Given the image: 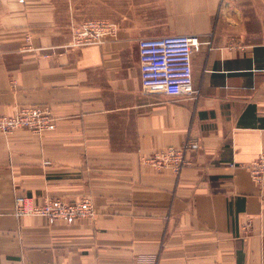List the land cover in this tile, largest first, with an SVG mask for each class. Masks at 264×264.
Here are the masks:
<instances>
[{
    "label": "crops",
    "instance_id": "0c3cea01",
    "mask_svg": "<svg viewBox=\"0 0 264 264\" xmlns=\"http://www.w3.org/2000/svg\"><path fill=\"white\" fill-rule=\"evenodd\" d=\"M160 5L66 48L72 0H0V116L38 105L56 119L0 132V264H264V185L246 169L264 155V0ZM168 35L199 38L193 96L141 91L138 40ZM190 138L201 147L178 174L143 162ZM15 195L89 198L95 217H16Z\"/></svg>",
    "mask_w": 264,
    "mask_h": 264
},
{
    "label": "built area",
    "instance_id": "2783aa9c",
    "mask_svg": "<svg viewBox=\"0 0 264 264\" xmlns=\"http://www.w3.org/2000/svg\"><path fill=\"white\" fill-rule=\"evenodd\" d=\"M119 27L108 21L88 19L72 32V39L66 48H78L87 45H102L110 38H116ZM29 38H26L28 41ZM200 43L197 36L168 35L148 37L138 40L139 80L144 94L160 92L167 96L189 95L197 93L192 78L193 47ZM50 48L25 47L23 50L43 51ZM48 56V54H46ZM56 119L47 106L31 105L19 108L15 114L0 116V132L10 134L17 129H27L41 135L55 128ZM201 147L197 139H187L181 146H168L143 162L157 170L170 169L178 174L190 162L187 154ZM48 164V162H45ZM246 169L250 178L259 187L264 185V155L260 154L250 162ZM14 215L36 216L48 219H92L95 217L94 204L89 198L78 201H65L60 198H45L41 204L32 197L14 196ZM244 236L248 227L244 228ZM140 264H153L154 261L141 260Z\"/></svg>",
    "mask_w": 264,
    "mask_h": 264
},
{
    "label": "rangeland",
    "instance_id": "374dc122",
    "mask_svg": "<svg viewBox=\"0 0 264 264\" xmlns=\"http://www.w3.org/2000/svg\"><path fill=\"white\" fill-rule=\"evenodd\" d=\"M74 12L79 18L76 29L88 19L104 20L118 26L120 21L144 23L160 17V0H72ZM119 27V26H118ZM31 48H33L31 46ZM41 52V51H40ZM46 56V53L43 54ZM47 57V56H46Z\"/></svg>",
    "mask_w": 264,
    "mask_h": 264
}]
</instances>
